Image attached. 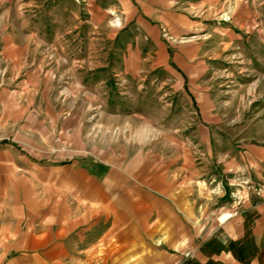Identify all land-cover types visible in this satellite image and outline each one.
Segmentation results:
<instances>
[{"label": "crops", "instance_id": "0c3cea01", "mask_svg": "<svg viewBox=\"0 0 264 264\" xmlns=\"http://www.w3.org/2000/svg\"><path fill=\"white\" fill-rule=\"evenodd\" d=\"M87 1V10L82 7L85 11L75 12L73 0H43L33 9H19L20 22L13 23L7 16V22L0 27V65L6 81H13V87L31 95L42 88L39 95L49 98L43 109L47 113L45 106L50 108L49 134L45 136L51 139H41L52 153L49 159L55 162L49 170V181L56 190L60 185L65 192L72 193L74 201L70 207L65 199L59 206L56 194L40 202L34 194L25 197V193L31 192L26 171L35 177L32 169L36 165L26 156H0V264H91L93 252L102 253L96 264H156V255L168 264H264L263 146L250 142L234 154L228 151L227 156H145L137 151L127 156L121 150L107 148L105 138L92 133L95 126H86L90 117H79L75 105L62 118L68 121L67 126L59 127L57 113H51L58 97L51 100L39 87V81H94V88L99 89L107 80H131L133 74L128 66L138 58L136 47L132 55V43H127L123 50L117 47L123 29L129 30L130 23H101L105 14L94 18V6L91 10L90 0ZM141 2L144 15L152 19L151 23L157 21L156 26L140 21L143 26L138 28L135 24L133 28L135 33L140 30L142 42L146 33L156 42V59L154 54L142 50L141 62L152 66L169 63L160 28L171 24L172 0ZM115 15L132 21L135 14ZM228 15L238 18L235 8ZM91 41L103 44L97 48ZM59 62L66 64V71L58 70ZM106 127L103 125L101 131ZM59 134L76 138L72 151L77 149L82 156H52L53 138ZM62 157L69 161L59 165L56 161ZM160 157L164 162L155 167L154 161ZM207 160L220 162L223 172L243 179L247 196L239 210L223 220L219 235L207 236L191 258L182 259L181 254L177 257L165 246L187 241L184 194L188 192V181L194 180L195 185L200 181ZM257 184L260 191L250 190L255 194L249 197L247 189ZM39 208H49V223L23 221L25 209ZM11 209L16 210V215L23 210V216L15 219ZM156 241L166 243L163 248L158 247L157 253Z\"/></svg>", "mask_w": 264, "mask_h": 264}, {"label": "rangeland", "instance_id": "374dc122", "mask_svg": "<svg viewBox=\"0 0 264 264\" xmlns=\"http://www.w3.org/2000/svg\"><path fill=\"white\" fill-rule=\"evenodd\" d=\"M41 2L43 0H0V27L7 22V16L13 23L20 22L19 9H33ZM87 2L73 0L75 12L85 11L82 7L87 10ZM89 2L90 9L92 6L95 9L94 18L105 14L101 23L113 26L116 20H119L118 26L130 23L129 30L123 29L117 47L123 50L127 43H132V55L138 49V58L128 66L133 74L131 80H107L99 89H95L94 81L56 78L39 81V87L44 88L51 100L58 97L51 113H57L59 127L67 126L68 121L62 118L75 105L79 117H90L86 126H95L92 133L105 138L107 148L121 150L128 153L127 156L135 151L145 156H227L228 151L234 154L250 142L264 147V0H172L171 24L160 28V40L165 44L170 62L153 66L143 65L140 57L144 52L154 54L156 59V42L150 39L149 33L142 42L140 30L138 33L133 30L135 24L138 28L143 26L140 21L156 26L157 21L151 23L152 19L144 15L141 0ZM70 3L68 1V6ZM234 8L237 19L228 15ZM115 13L135 15L130 21L129 17H118ZM77 19L75 16L74 20ZM102 44V41H91L97 48ZM65 65L59 62L58 70L66 71ZM2 69L0 65V125L3 126L0 156H26L36 165L32 169L35 177L26 171L31 192L25 193V197L34 194L40 202L56 194L59 206L65 199L72 207L73 194L65 192L60 185L56 190L49 181V170L55 162L49 159L52 154L49 147L41 142L42 138L51 139L45 136L49 134L50 108L45 106L47 113L43 109V103L49 102L48 96L39 95L42 88L31 95L27 90L13 87V81H6ZM139 73L146 77L139 78ZM96 123H100V127ZM103 125L107 127L102 132ZM73 139L77 141L60 134L53 138L52 156H82L79 150L72 151ZM67 161L69 158L62 157L56 163L63 165ZM163 162L161 157L155 160V167H161ZM242 180L223 172L220 162L204 161L200 181L197 180L196 185L194 180L188 181V192L184 194L187 241L172 242L170 247L156 241L155 252L166 244V249L177 257L181 254L182 259L191 258L204 238L219 235L223 220L239 210L247 196L244 188L247 184ZM259 187L257 184L248 188L249 197L255 194L250 190L260 191ZM15 211L11 209L15 219L23 216V210L20 209L19 215ZM24 211L26 223H49L46 215L49 208ZM101 254L93 252L91 264H96ZM155 259L156 264H168L157 255Z\"/></svg>", "mask_w": 264, "mask_h": 264}]
</instances>
